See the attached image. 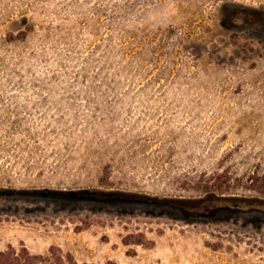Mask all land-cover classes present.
<instances>
[{
  "label": "rangeland",
  "instance_id": "obj_1",
  "mask_svg": "<svg viewBox=\"0 0 264 264\" xmlns=\"http://www.w3.org/2000/svg\"><path fill=\"white\" fill-rule=\"evenodd\" d=\"M212 196L264 202V0H0V249L264 264Z\"/></svg>",
  "mask_w": 264,
  "mask_h": 264
},
{
  "label": "trees",
  "instance_id": "obj_2",
  "mask_svg": "<svg viewBox=\"0 0 264 264\" xmlns=\"http://www.w3.org/2000/svg\"><path fill=\"white\" fill-rule=\"evenodd\" d=\"M102 193V192H101ZM67 198L78 200H95L92 196H84L78 192L60 193ZM121 198H109L105 200H121V201H133L132 197H127L123 194L120 195ZM92 198V199H91ZM212 199H200L196 201H171L164 200L163 202L167 205H173L178 207L185 212L188 210H193L194 212H199V214H204V210L211 208L214 210L222 208H232V209H242V208H255L261 209L262 207L257 204H264V202H259L256 200H246V199H232L229 197L212 196ZM97 199V198H96ZM142 236L141 234H136V237ZM130 236L123 237L122 242L125 245L130 244ZM139 244V241H135ZM0 264H123L118 263L113 260H106L104 262H78L70 253L63 254L59 247L51 245L47 252L45 253H31L23 244L20 245L18 249L8 245L5 249H0Z\"/></svg>",
  "mask_w": 264,
  "mask_h": 264
}]
</instances>
